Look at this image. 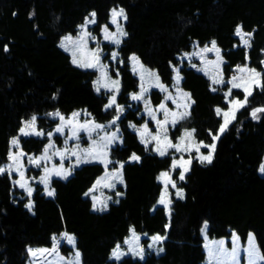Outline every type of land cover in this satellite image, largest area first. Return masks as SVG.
<instances>
[{
    "label": "trees",
    "instance_id": "1",
    "mask_svg": "<svg viewBox=\"0 0 264 264\" xmlns=\"http://www.w3.org/2000/svg\"><path fill=\"white\" fill-rule=\"evenodd\" d=\"M115 7H123L127 14V35L119 48L118 101L130 103V94L139 87L129 63L132 54L156 69L166 85L173 83V67L181 65L182 86L193 105L174 135L193 128L199 141L212 143L223 123L216 109L228 106L226 85L213 91L204 73L180 60L194 42L216 41L225 59L226 79L237 66L248 63L262 72V85L219 138L212 162L193 161L179 181L185 197H172L170 215L156 204L162 191L158 176L171 168L172 156L152 152L129 128L130 121L146 120L139 115L140 107L128 109L120 120L123 144L113 148V158L123 164L125 185L122 197L105 211L94 210L87 196L105 170L101 163L84 164L66 180L53 178L52 197L38 187L33 210L10 175L0 174V264H27L29 246H50L53 235L63 231L75 235L82 264H204L205 222L211 239L229 238L236 231L245 241L253 232L264 256V174L259 171L264 160V112L258 119L251 116L254 109L264 108V0H0V166L8 160L11 138L31 115H38L39 126L46 130L56 125L45 116L52 110L69 114L87 109L101 122L113 117V111L105 110L108 95L94 88L95 71L73 64L59 43L91 12L96 13L98 28ZM238 26L253 34L250 47L235 35ZM234 94L245 98L242 91ZM151 97L158 104L163 95L153 90ZM46 141L47 137L36 136L21 140L24 151L37 153ZM133 153L139 161L130 160ZM132 228L162 235L164 252L112 260L113 250Z\"/></svg>",
    "mask_w": 264,
    "mask_h": 264
},
{
    "label": "rangeland",
    "instance_id": "2",
    "mask_svg": "<svg viewBox=\"0 0 264 264\" xmlns=\"http://www.w3.org/2000/svg\"><path fill=\"white\" fill-rule=\"evenodd\" d=\"M115 9H123L125 15L127 16L126 11L123 7H115ZM111 11L108 21L101 23L98 28H96L97 16H95L96 23L89 24L87 26V32L91 35L90 37H85L87 45L83 52L78 50V44L76 43H69V50H65V48L61 46L60 47L70 54L72 60V53L73 51H76L77 59L81 62L95 63V59L91 55V53L98 52L99 65L94 68H81L95 71L96 75L94 78V88L96 92L105 93L108 95V102L105 105V110L113 111V117L110 120L101 122L97 121L87 109H76L69 114H66L60 110H52L45 114L47 118L56 120V125L50 130H46L45 128H41L39 126L38 115L36 114L29 116L23 121L22 124V127H24L27 122L31 121L33 116L37 118L35 121V131L41 132L43 133V135L32 134L28 136L47 137V141L40 152H26L23 150L21 140L22 137L27 136L22 135L20 133V130L18 134L13 136L10 140L8 160L4 162L0 167L7 169L9 165L11 166V168L5 171L4 173H8L10 175L15 189L24 192L25 196L28 199L27 205L29 203H31L32 205L31 210H33L34 207L33 194L38 187H41L43 189V192L47 196H49L47 194L48 191H54L55 194V190L51 184L53 178H60L66 180L73 175L74 171L77 168L89 163H101L105 168L103 174L99 176V178L95 181L94 185L90 189L91 191H87V196L92 199L93 205L98 204L97 208L93 207L94 210L100 211L99 207L106 204V208H104L103 210L105 211L109 208L111 202L118 201V199L122 197L123 194L121 192V187L125 185L123 171L121 168V165L123 164L113 158V148L117 145L123 144V132L120 120L128 109H135L137 107H140L141 111L139 112V115H145L146 117V120L143 123H135L133 121H130L129 128L137 133L141 142L142 139L140 133L141 131H144L145 127L147 128L142 142L147 148L151 149L152 152H155L158 155L159 153L156 151L157 147H159L161 150H165L167 153L165 156H172V164L174 160H181V158H183V161L190 160V163L185 165V167L189 169L185 173V177L190 171L194 160L200 162L199 157L201 155L209 154L210 149L207 147L201 146L199 152L195 150V147L193 145H198L201 143V141L196 138L195 131L193 133L192 138L184 137V133L186 131H192L193 128H183L180 135H174L173 133L176 126L189 117L191 107L193 105V99L191 97V94L182 86L183 76L180 72L181 65L173 67V83L171 85H166L162 81L156 69L144 64L136 54H132L130 56L129 63L132 72L139 80V87L136 92H132L130 94V103H119L118 99L122 90V77L120 70L118 69L119 65H122L119 48L126 35L121 36L120 33L117 32V25L111 23ZM90 14L86 18L92 19ZM126 20L123 17H118V25L123 29L125 33ZM84 23L85 20L78 26V29L75 33L64 34L61 37L59 44L61 45L62 42H65V37H71L73 41H78L82 31H84L81 28V25H83ZM105 26L108 27L110 33H116L117 38H119L121 41L119 45L104 40L103 28ZM243 32L251 33L245 31L244 29ZM252 35L253 34L251 33V36L244 37L245 39L249 40L250 45ZM238 38L240 39V42L242 44L241 38ZM212 41L214 40L203 44L199 43L198 41L194 42L192 49L190 51L184 52L181 55L180 60L187 62L190 66L204 73L210 79L211 87L212 89H215V91L224 87L225 85L227 86L226 101L228 103V106L226 108H217L221 109L223 112H230L231 110H233V105L231 101H244V98L235 96L234 90L242 91L243 94L246 95L244 89L247 88L252 94L256 87H261L262 85V72L251 67L248 63H246L237 66L234 75L231 78L226 79L223 72L225 59L223 56L222 49L217 45V43L216 46L219 49V57H217L215 51H202V49H204L205 47L211 48ZM114 52L117 54L115 59H113L112 57V53ZM132 57H135L136 59L133 60ZM75 65L78 66L77 64ZM240 68H245L247 70L245 72H240ZM253 69L255 70V73H259V76H256L251 71ZM177 75H179L180 77L178 83ZM233 77H236L237 79L233 81ZM214 80H220L222 81V83H214ZM113 81H118V84L114 85ZM257 81L259 82V84H257ZM233 83L239 84L240 87L233 88ZM105 85H107L108 87H105ZM157 85H163L164 89L166 90H161V88ZM97 87H99V91H97ZM153 90H157L163 95L161 102L158 104H155L152 100L151 93ZM229 90H231L230 95L228 94ZM133 95H141L142 99L134 100L132 99ZM113 96H115V104L112 107H107V105L111 103ZM161 105H164V107L161 108ZM237 112L238 111L235 112V116ZM55 113H59V116L53 115ZM73 113H79V115L74 117ZM185 113L187 114L184 115ZM182 115L183 118H181ZM257 115H259V113ZM220 116L222 117L223 121V116ZM60 117H63L64 119L61 120ZM117 117H119V119H117ZM173 120L176 121L174 125L172 123ZM233 121L234 120H232L231 123ZM230 124L228 125L227 129L229 128ZM81 125H84L85 127H81ZM97 125H102L103 127H97ZM58 127H63L62 133H58L56 131ZM74 130L78 138H73ZM27 131L31 132L33 131V129H27ZM49 133H51V135H48ZM113 133H115V136H113ZM153 136H157L159 139L153 140ZM221 136L222 134L219 135V138ZM182 137H184V143L181 145V147L188 148V151L177 152L175 148L167 147V144L169 142H171L172 144H180ZM14 138H17L19 140L18 147L12 145L11 143L12 139ZM66 138L68 139L66 140ZM110 140L111 142H109ZM218 140L213 141L212 143H215V145H217ZM212 143L203 142L204 145H211ZM50 144L52 145V147H48V145ZM45 148L48 149L47 153H45ZM73 151L76 152L75 156L72 155ZM57 153H61L62 155H58ZM214 153L215 151L212 153V160L214 158ZM12 155H15L17 159H11L10 157ZM41 157H46V159L40 160L39 167H37L33 163H30V158L36 159ZM94 157L98 158L94 159ZM77 160H79L80 163H77ZM262 165H264V160L261 166ZM57 170H59L62 174L59 176L56 175ZM65 171L69 172L66 179L63 176V173ZM181 171L182 168L177 167L173 169L171 165L170 169L163 170L160 172V174L163 172H168L169 176L171 177V180L174 181L176 184V187L173 188L169 183L167 187V192L165 193L164 181L158 179L159 182L162 184V191L156 205L165 206L168 215H170L171 213L172 197L174 196L180 199H183L185 197V190L179 186L180 179L178 177ZM21 172H23L24 174L23 179L20 176ZM260 173L264 174V172L261 171ZM113 174L119 175L122 178L123 182L121 183L120 180L112 178ZM160 174L158 177H160ZM45 176H47L48 178L47 187L44 183L41 182V177ZM102 177H106V179L102 180L100 184H97V181L101 180ZM17 181H20V183L26 182L27 186L25 188H22L20 187V184L17 183ZM106 184H114L115 187H106ZM27 187L33 189L31 196L28 195ZM178 189L183 191L182 198L176 195ZM161 196H164L165 199V203L163 204L159 202ZM208 228V222H205L201 228V234L204 239V246L206 251V259L204 264H249V258L246 250L250 246V237L253 238V243L255 244L258 255L263 256L261 249L258 245L256 236L253 232L249 233L248 238L245 241L241 239V237L236 231H233L232 236L229 238L223 237L211 239L208 236ZM65 233L74 237V244H69L67 242V240L64 238ZM154 236L163 237L159 234L149 236L146 233L137 232L135 229L132 228L127 238L117 245L119 246V251L122 253L120 258L116 259L115 257H113V255H111V259L119 262L122 258L126 256H133V258L136 259H144L149 253H156L157 255L162 254L164 252V247L162 245L164 237L162 240L154 242L152 239ZM220 241H224L222 247L223 250L227 253H231L234 246L238 248V258L236 261H233L229 257L221 255L219 248ZM117 246L114 250L117 249ZM53 248H55V251H52ZM29 249H47L48 251L44 252L43 254L37 252V255L33 257L29 253ZM161 249L163 250L161 251ZM27 251V264H82L81 251L77 248L76 237L74 234L69 233L67 231H63L53 235L52 244L50 246H29L27 248ZM77 252L80 253L79 260H77V257L75 255ZM254 264H264V260L256 259L254 260Z\"/></svg>",
    "mask_w": 264,
    "mask_h": 264
},
{
    "label": "snow or ice",
    "instance_id": "3",
    "mask_svg": "<svg viewBox=\"0 0 264 264\" xmlns=\"http://www.w3.org/2000/svg\"><path fill=\"white\" fill-rule=\"evenodd\" d=\"M90 15H91L92 19L86 18L85 19V23L83 25H81V28L84 31H82V33H81V35L79 37V40L78 41H73L71 37H65V42H62L61 43V45H60L61 47L65 48V50H69L68 44L69 43H76V44H78V50L81 51V52L84 51V49L86 48V45H87V41H86L85 37H90V35H91L90 33L87 32V26L89 24H95L96 23V20H95L96 13L93 12ZM118 17H123L125 20L127 19V16L125 15L123 9H119V10H117L115 8L112 9V11H111V23L117 25V32H119L121 36L127 35V33H125L123 31V29L121 27H119V25H118ZM103 32H104V40H107V41H110L112 43H115L116 45H119L121 43L120 39L117 38L116 33H110L107 26H105L103 28ZM235 35H237L238 37L241 38L242 44L244 46H250L249 40L248 39H245L244 37L245 36H251V33H244L242 27H239L238 26L236 28ZM5 51H7V48H5ZM202 51L203 52L215 51L216 54H217V57H219V49L217 48L215 41H212V47L211 48L205 47L204 49H202ZM72 55H73L72 63L73 64H77L79 67L94 68L97 65H99V54H98V52H92L91 53V55L95 59V63H92V62H81L80 60L77 59V53H76V51H73ZM116 55L117 54L115 52L112 53L113 59L116 58ZM132 59L135 60L136 58L135 57H132ZM246 70L247 69H245V68H240L239 69L240 72H245ZM251 71L256 76H259V73H255V70L254 69L251 70ZM179 79H180V77H179V75H177V83L179 82ZM236 79H237L236 77H233V81H235ZM213 82L214 83H222V81H220V80H214ZM113 84L114 85L115 84H118V81H113ZM257 84H259L258 81H257ZM157 86L160 87L161 90H166V89H164L163 85H157ZM105 87H108V86L105 85ZM232 87L233 88H237V87H240V85L237 84V83H233L232 84ZM99 90H100L99 87H97V91H99ZM244 90L246 92L244 101H240V100H233V101H231V103L233 105V110H231L230 112H223L219 108L216 109L217 115H222L223 116V123L220 125V127L218 129V134L213 136V141L218 140L219 139V135L220 134H223L226 131L228 125L231 123L232 120L235 119V112L238 111L239 108H242V107L245 106V104L247 102V98H248L249 95H251V92L247 88H245ZM213 91H215V89H213ZM228 94L229 95L231 94V90H229V93ZM132 99H134V100H140V99H142V96L141 95H133L132 96ZM114 104H115V96L112 97V101H111V103L109 105H107V107H112ZM163 107H164V105H161V108H163ZM121 111H122V109H121ZM261 112H264V108H256V109H254L251 112L252 118L253 119H258L259 117H258L257 114L258 113H261ZM186 114L187 113H185L184 115H186ZM53 115L59 116V113H55ZM78 115H79V113H73V116L74 117L75 116H78ZM181 118H183V115L181 116ZM36 119L37 118L35 116H33L32 119H31V121L27 122L25 124V126L20 129V133L22 135H25V136L32 135V134H35V135H43V133L35 131V121H36ZM60 119L63 120L64 118L63 117H60ZM117 119H119V117H117ZM69 123H70V121H69ZM113 123H114V121H113ZM172 123L174 125L176 123V121L173 120ZM81 127H85V126L84 125H81ZM97 127H103V126L102 125H97ZM27 129H33V131L30 132V131H27ZM56 131L58 133H62L63 132V127H58L56 129ZM146 131H147V128L145 127L144 131H141V133H140L142 142H143V137H144ZM194 131H195L194 129L192 131H186L184 133V137L192 138ZM48 135H51V133H49ZM113 136H115V133H113ZM184 137L181 138L180 144H172L171 142H169L167 144V147L168 148H175V150L177 152H180V151H188L189 150L188 148H182L181 147V145L184 143ZM73 138H78L75 130L73 131ZM67 139L68 138H66V140ZM152 139L153 140H158L159 138L157 136H153ZM109 142H111V140ZM11 143L14 146H17V147L19 146V140L17 138L12 139ZM193 146L195 147V150L197 152H199V149H200L201 146L209 148L210 149L209 154L208 155H201L199 157V159H200V162L201 163H204V162L211 163L212 162V153L215 151V147H216L215 143H212L211 145H204L203 142H201L200 144L193 145ZM48 147H52V145L50 144V145H48ZM47 151H48V149L45 148V153H47ZM156 151L159 153L160 156H165L167 154L165 150H161L159 147L156 148ZM57 154L58 155H62L61 153H57ZM72 155L75 156L76 155V152L73 151L72 152ZM10 158L13 159V160H16L17 159V157L15 155H12ZM96 158H98V157H94V159H96ZM41 159H46V157H41V158H36V159L30 158V163H33L37 167H39L40 160ZM130 159L133 160V161H139L140 157H138L137 155H135L133 153L132 156L130 157ZM85 162H88V161H85ZM77 163H80V161L77 160ZM189 163H190V160L189 161H183V158H181V160H174L173 161V164H172V168L173 169H175L177 167L182 168V171L179 173V177H178L180 180H184L185 179V173L189 170L187 167H185V165L186 164H189ZM122 167H123V165H121V168ZM10 168H11L10 165L8 166L7 169L0 167V174L4 173L5 171H7ZM260 171L261 172H264V165H262L260 167ZM61 174L62 173L59 170L56 171V175L59 176ZM68 174H69L68 171H65L63 173V176H64L65 179L67 178V175ZM23 175H24L23 172H21L20 173V176H21L22 179H23ZM112 178H115V179L120 180L121 183L123 182L122 178L119 175H117V174H113V177ZM104 179H106V177H102L101 180H98L97 181V184H100L101 181L104 180ZM158 179H160L161 181H164L165 193L167 192V187H168V184L169 183L171 184V186L173 188L176 187L175 182L171 180V177L169 176V173L168 172L161 173L160 174V177H158ZM41 182L44 183L45 186L47 187V185H48V178H47V176L41 177ZM17 183H19L20 184V187H22V188H25L27 186L26 185V182L25 183H20V181H17ZM105 186L106 187H115L114 184H106ZM32 191H33L32 188L27 187V192H28V195L29 196L32 195ZM47 194L49 196H52V195H54V191H48ZM176 195L178 197H181L182 198L183 197V191L178 189L177 192H176ZM94 199H96V198H94ZM159 202L161 204L165 203L164 196H161V199H160ZM26 206L31 210V208H32L31 203H29ZM93 207L94 208H97L98 207V204H94ZM104 208H106V204L103 205V206H100L99 207V210L100 211H103ZM64 238L67 240V242L69 244H74L75 243L74 237L68 235L67 233L64 234ZM152 239L155 242V241L162 240L163 237L154 236ZM223 244H224V241H220L219 242V248H220L221 255H224L226 257H229L233 261H236L237 258H238V248L236 246H234L233 249H232V252L231 253H227L226 251L223 250V247H222ZM234 244H235V239H234ZM249 245H250L249 248L246 250L247 251L248 258H249V264H254V260H256V259L264 260V256H259L258 255V252L256 250L255 244L253 243V238H251V237L249 238ZM162 250L163 249H161V251ZM28 251H29V253L33 257H35L37 255V252H40L41 254H43L44 252H47L48 250L47 249H42V250H32V249H29ZM52 251H55V248H53ZM75 255L77 257V260H79L80 253L77 252ZM112 255L116 259H119L120 258V256L122 255V253L119 251V246H117V249L113 251Z\"/></svg>",
    "mask_w": 264,
    "mask_h": 264
}]
</instances>
